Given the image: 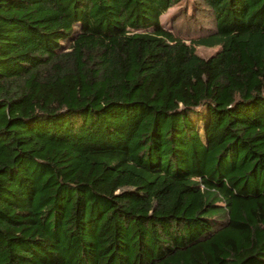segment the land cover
I'll list each match as a JSON object with an SVG mask.
<instances>
[{"label": "trees", "instance_id": "obj_1", "mask_svg": "<svg viewBox=\"0 0 264 264\" xmlns=\"http://www.w3.org/2000/svg\"><path fill=\"white\" fill-rule=\"evenodd\" d=\"M180 1L0 0V264H264V0Z\"/></svg>", "mask_w": 264, "mask_h": 264}, {"label": "rangeland", "instance_id": "obj_2", "mask_svg": "<svg viewBox=\"0 0 264 264\" xmlns=\"http://www.w3.org/2000/svg\"><path fill=\"white\" fill-rule=\"evenodd\" d=\"M195 8V5H194V0H181L178 4H176L175 6L169 8L167 11H165L160 19H161V22L162 24L164 25V27L167 29V28H171L172 26V20L183 10V11H186L188 14L192 13L193 10ZM181 27V22L179 21L176 26H175V29L177 27ZM182 28H185L183 29L184 31H182V34H187V31H186V26L184 27L182 25ZM177 30V29H176ZM190 36V35H189ZM188 36V37H189ZM216 49L215 48H207V47H198L197 48V53L202 56V57H206L208 56L209 54H211L212 52H214Z\"/></svg>", "mask_w": 264, "mask_h": 264}]
</instances>
